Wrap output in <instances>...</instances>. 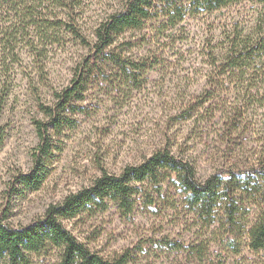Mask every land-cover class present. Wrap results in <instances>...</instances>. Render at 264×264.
Instances as JSON below:
<instances>
[{
	"label": "trees",
	"instance_id": "16d2710c",
	"mask_svg": "<svg viewBox=\"0 0 264 264\" xmlns=\"http://www.w3.org/2000/svg\"><path fill=\"white\" fill-rule=\"evenodd\" d=\"M87 1L0 0V79H6L0 99L9 92L15 68L23 72L32 67L43 79V63L53 49L72 41L88 52L74 67L69 84L52 93L51 104H38L43 118L31 121L37 138L32 166L14 177L10 196L41 187L48 175L44 164L54 149L52 138L75 127L74 115L87 113L82 103L88 88L102 89L112 102L129 100L152 72L163 74L168 69L170 57L181 60L180 49L173 48L184 40L187 19L242 1L264 7V0H109V8L86 33L79 21ZM153 43L159 49H150ZM215 48L197 49L204 70L202 85L195 97L181 103L175 120L195 124L215 112L221 115L216 98L229 87L245 102L242 109H233L237 111H222L224 115L241 116L242 110L264 108V9L252 31L235 23ZM2 143L0 136V148ZM261 156L242 169H216L203 181L197 180L191 161L166 147L125 165L117 175L100 169L90 185L49 205L27 223L12 226L3 214L0 264H130L133 257L128 251L103 258L64 223L112 207L128 215L138 203L150 208L158 199L176 208L165 196L170 188L176 189L200 231L196 241L187 243L168 237L150 239L153 248L181 255L190 264H225L227 256L244 259L245 251L263 253L264 148ZM212 257L221 259L215 263Z\"/></svg>",
	"mask_w": 264,
	"mask_h": 264
},
{
	"label": "rangeland",
	"instance_id": "374dc122",
	"mask_svg": "<svg viewBox=\"0 0 264 264\" xmlns=\"http://www.w3.org/2000/svg\"><path fill=\"white\" fill-rule=\"evenodd\" d=\"M109 3L88 0L79 21L81 29L89 33ZM263 9L256 3L242 1L187 19L184 40L173 48L180 49L181 60L170 57L168 69L163 74L152 72L143 88L133 92L129 100L112 102L102 89L88 88L82 103L87 113L74 115L75 127L52 138L54 149L44 164L48 175L41 187L10 196L14 177L32 166L37 138L31 121L43 118L38 104H51L52 93L69 84L74 67L88 52L72 41L53 49L43 63V79L32 67L23 72L15 68L9 92L0 99V217L4 214L12 226L27 223L41 216L49 205L90 185L100 169L117 175L125 165L136 164L163 147L191 161L199 181L216 169H242L262 160L264 108L242 110L241 116L224 115L222 111L239 109L245 102L233 87L216 98L221 115L215 112L195 124L174 118L181 103L195 97L202 85L200 73L204 70L197 49H218L223 33L231 34L235 23L252 31ZM150 49L159 46L153 43ZM5 80L0 79V97ZM165 196L176 208L158 199L150 208L138 203L128 215L112 207L94 217L64 224L103 258L112 259L128 251L133 257L130 264H190L181 255L153 248L149 242L168 237L187 243L198 238L199 227L179 202L176 189H168ZM243 255L244 259L227 256L225 264H264V252L245 251ZM212 258L215 263L221 259Z\"/></svg>",
	"mask_w": 264,
	"mask_h": 264
}]
</instances>
